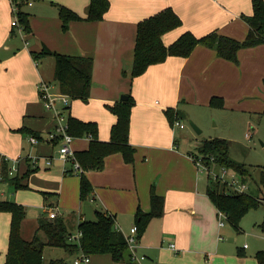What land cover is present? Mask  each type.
Listing matches in <instances>:
<instances>
[{
    "label": "crops",
    "instance_id": "obj_1",
    "mask_svg": "<svg viewBox=\"0 0 264 264\" xmlns=\"http://www.w3.org/2000/svg\"><path fill=\"white\" fill-rule=\"evenodd\" d=\"M13 1L20 4L18 11L30 15V30H21L24 28L18 17L19 24L12 25L13 17L17 16L12 0H0V162L2 158L7 159V170L0 172L2 177L12 175L10 167L19 165V159L26 154L29 136H34L20 129L41 135L33 128L42 102L38 91L40 81L60 93L58 85L48 80L54 79L55 58L46 55L41 62L34 59L32 51L48 48L63 54L92 57L89 98L70 100L68 114L82 121L96 122L100 141L110 139L111 127L117 120L107 105L120 100L122 94H131L135 101L129 134V142L135 148L134 161L126 162L120 152H114L105 157L101 169L86 170L84 175L92 191L87 199H82L81 176L73 171L72 164H64L58 152L46 156L52 161L51 165L46 164L47 168L53 167L56 158L61 164L47 173L53 184L43 191L46 202L27 236L24 230L28 210L24 206L22 236L26 240L35 235L42 238L43 231L37 230L39 217L49 218L48 210L56 208L69 234L75 233L83 220H95L96 213L101 211L114 218L116 228L126 237L136 225L138 209L150 211L154 189L163 198V213L149 220L141 237L137 234L136 258L116 262L110 254H96V264H258L256 256L246 252L247 246L234 252L222 242L220 230L224 224L220 225L219 221L216 225L219 209L207 193L208 173L202 175V169L190 155L197 154V148L180 150L166 110L172 109L178 118L183 111L186 116L194 117L193 110L212 106L213 97L223 100L222 109L243 108L246 96L241 92L242 61L249 56L261 57V69L255 79L259 85L264 79V43L241 48L237 62L219 56L215 48L199 44L187 57L169 56L164 62L150 65L143 74L130 77L140 21L170 7L182 24L162 36L167 46L186 31L197 37L217 31L241 41L249 31L243 15L253 13L252 0H109L108 11L103 19L96 21L85 19L90 0ZM23 4L32 8L25 10ZM60 5L83 19L71 20L64 29ZM29 11H33L32 16ZM37 18L39 23H35ZM47 60L45 73L43 62ZM90 142L87 136L74 137L71 147L76 153L87 150ZM54 143L57 145L60 141ZM37 168L29 163L26 171ZM89 212L91 217L87 218ZM10 223L11 213L0 212V251H5L7 239L9 245ZM7 250L8 247L5 259ZM84 264H94V261Z\"/></svg>",
    "mask_w": 264,
    "mask_h": 264
},
{
    "label": "trees",
    "instance_id": "obj_2",
    "mask_svg": "<svg viewBox=\"0 0 264 264\" xmlns=\"http://www.w3.org/2000/svg\"><path fill=\"white\" fill-rule=\"evenodd\" d=\"M252 5L253 13L243 15L249 25V31L245 39L241 41L222 35L217 31L201 37L186 31L167 46L164 44L162 36L182 24L181 18L170 7L140 21L137 25L134 60L130 77L134 78L143 74L150 65L164 62L169 56L187 57L199 44L215 48L219 56L237 62L238 51L241 48L264 43V0H252ZM17 6L19 7L20 4ZM109 7V0H90L85 19L90 21L101 20ZM16 15L24 30L29 31L28 15L20 10ZM59 16L63 21L64 29L68 27L71 20L83 19L64 5L59 6ZM32 55L35 60H40L46 55L53 56L55 58L54 79L60 93L67 95L71 100L76 98L83 101L88 100L92 83V57L63 54L48 48H44L40 52L32 51ZM128 97V100H118L107 105V108L117 117L116 122L111 127L108 141L98 140L96 122L82 121L70 116L68 118L70 134L74 137L87 136L91 139L87 150L75 153L83 169L80 172V196L82 199H87L92 191V186L84 175L86 170L101 169L104 166L105 157L114 152H120L126 162L134 161L135 148L129 142V134L131 111L135 101L131 94H128ZM211 105L221 107L223 100L213 97ZM65 108L69 109L70 104ZM166 115L173 125V110L167 109ZM20 131L34 134L38 139H42L40 134L32 130L22 128ZM196 148L197 154L190 153V155L193 159L201 155L204 160L208 173V195L216 207L226 213L227 220L237 227L244 213L250 208L257 207L259 201H256L246 192L231 193L226 191V185L220 182L219 175L227 169L242 174L247 172L245 165L229 157V143L224 138L204 139ZM2 162L5 172L7 159L2 158ZM214 168L216 169L213 172L214 175H209ZM33 171L35 169H28L26 174L29 175ZM13 182L16 187L22 186L18 179H14ZM261 182L264 183L263 178ZM150 201V211L144 212L138 209L136 212L138 237L142 236L152 217L161 216L163 213V198L158 196L154 189L151 191ZM0 210L11 213L9 245L5 264H66L63 259L44 261L43 249L45 246L62 247L68 253L80 250L86 255L110 254L116 262L134 260L125 236L115 226L114 218L104 212L98 211L95 220H83L79 223L78 227L81 229L82 235L80 245H78L76 242L68 241L67 226L61 217L46 218L43 215L40 216L37 230L43 231L46 239L42 240L38 235H35L31 240H26L21 233L22 222L26 217L24 206L16 202L0 200ZM262 225L264 227V222ZM256 259L258 264H264V251H258Z\"/></svg>",
    "mask_w": 264,
    "mask_h": 264
},
{
    "label": "rangeland",
    "instance_id": "obj_3",
    "mask_svg": "<svg viewBox=\"0 0 264 264\" xmlns=\"http://www.w3.org/2000/svg\"><path fill=\"white\" fill-rule=\"evenodd\" d=\"M22 8L28 9L32 7L23 4ZM29 12H31L32 16L33 11ZM28 17L30 19V15ZM15 18L17 17L14 16L13 19ZM36 22L39 23L40 18L35 19ZM44 58L40 59L41 62ZM261 60L259 55H254L245 57L242 61L244 76L240 81V83H243L241 92L245 93L246 96V99L243 101L246 105L243 108L226 110L213 106L208 108L197 107L193 110L194 117L186 116L183 113L185 111L182 113L179 111L180 118L174 116L173 113L174 123L179 120L184 125L183 128L174 126L181 151H194L196 146L204 139L224 138L229 141V157L245 165L247 172L239 174L234 170L227 169L225 173L222 172L219 175V180L221 183H225L226 191H230L231 193H241V191L231 187L229 185L230 180L235 179L244 183L246 187L243 192L259 201V205L248 209L237 227L229 222V220L223 218L224 225L221 227L220 232L223 235L222 242L226 247L236 252L237 248L243 247L246 244V252L254 258L258 251H264V227L262 225L264 222V183L261 182V179H264V82H260L259 85L255 83V79L258 77V72L261 69ZM48 61L43 62L45 73L48 71ZM48 80H50L51 84L56 85L55 79H52V77ZM57 107L65 115L63 124H66L69 118V109H66L60 102L57 103ZM38 110L39 115L33 121V128L41 133L42 139H38L36 143H31L28 139L25 149L26 154L27 152L30 153V159H27L26 154L23 153V157L19 159V165L17 164L16 166L17 170H14L13 174L9 177L3 175L0 180V200L16 202L27 207L28 214L26 219L28 220V224L25 226V236L30 231V226L35 225L38 214L42 212L43 204L46 202L43 191L49 190L48 186L53 184L50 182L52 177L47 176V173L58 169L61 164L56 158L53 161V167H46V156L51 154L56 155L59 149L60 143L56 145L48 138L50 132L58 133L56 130L60 124L59 118L54 110L47 109L43 106L42 102H40ZM190 120L201 129V133H198L192 127ZM197 158H202V156L198 155ZM29 163L30 166L38 168L27 175L26 169ZM202 163L204 164V160ZM214 169H212L209 175H214L213 172L216 171ZM4 170V165L0 162V172L4 173ZM201 172L202 175H205L207 173L206 168H203ZM18 178L22 184L21 187H16L13 182L14 179ZM0 212L8 214L7 211L0 210ZM90 213L87 218L91 217ZM215 217L217 225L220 217L218 215ZM32 230L34 232V227ZM40 234L42 238L45 237L43 232H40ZM7 247L8 239L6 241V249ZM6 249L5 251H0V264H4ZM43 250L44 261L46 262L53 259H63L66 264H74V259L78 256L76 253H68L62 247L46 246ZM91 259L94 261V264L97 263L96 254L90 256Z\"/></svg>",
    "mask_w": 264,
    "mask_h": 264
},
{
    "label": "built area",
    "instance_id": "obj_4",
    "mask_svg": "<svg viewBox=\"0 0 264 264\" xmlns=\"http://www.w3.org/2000/svg\"><path fill=\"white\" fill-rule=\"evenodd\" d=\"M12 7L15 13L18 11V6L15 3V1L12 0ZM17 17V16H16ZM18 20L17 18L12 21V25H18ZM38 91H39V97L42 100L44 106L47 109H52L55 111L56 115L59 118L60 124L57 127V132H50L48 135V138L53 141L57 142L60 141V147L58 149V158L63 161L64 164H72V169L74 172L80 173L83 169L82 166L80 165L79 161L76 158L75 152L71 147V143L74 139V136L69 133V125L68 122L66 124H63L65 121V115L58 109L57 103L60 102L62 105L67 106L70 104V98L67 95H64L62 93H55L52 91L51 86L46 83L45 81H40L38 84ZM175 127H180L183 128L184 125L179 122L178 120L174 123ZM29 140L31 143H36L38 138L36 136L30 135ZM196 165L200 168H206L205 164H203V158H196L194 159ZM52 161L50 158L46 159V164L51 165ZM16 170V167L13 165L9 169V173L13 174V171ZM67 170V168H66ZM224 173L226 172L225 170L223 171ZM1 173H0V178H1ZM229 185L238 191L243 192L246 185L240 181H237L235 179H232L229 181ZM230 192V191H228ZM218 216L220 217V225H223V218L227 219V215L224 211L219 210ZM48 217L49 218H56L58 217L57 209L56 208H51L48 210ZM137 226L133 225L131 227V234L126 236V241L129 250L132 253V258L135 259V254H136V247H137ZM82 235L81 229L79 227L77 228L76 232L73 234H69L68 236V241L72 243H78L80 245V237ZM247 245L245 244V247ZM171 247L173 248L174 245L171 244ZM90 261V255H86L82 252L74 259V264H81V263H88Z\"/></svg>",
    "mask_w": 264,
    "mask_h": 264
},
{
    "label": "water",
    "instance_id": "obj_5",
    "mask_svg": "<svg viewBox=\"0 0 264 264\" xmlns=\"http://www.w3.org/2000/svg\"><path fill=\"white\" fill-rule=\"evenodd\" d=\"M128 95L127 94H122L120 96V100H128ZM190 123L192 125V127L198 132V133H201V129L198 128V126L192 121L190 120Z\"/></svg>",
    "mask_w": 264,
    "mask_h": 264
}]
</instances>
